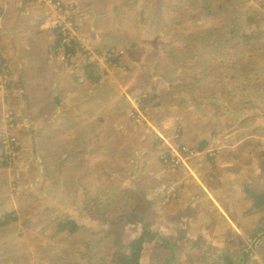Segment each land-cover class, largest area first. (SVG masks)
Listing matches in <instances>:
<instances>
[{"label":"rangeland","instance_id":"rangeland-1","mask_svg":"<svg viewBox=\"0 0 264 264\" xmlns=\"http://www.w3.org/2000/svg\"><path fill=\"white\" fill-rule=\"evenodd\" d=\"M22 1L18 49L0 41V56L45 79L0 59V264H110L145 226L143 264L198 263L227 232L226 251L246 255L264 230L246 193H264V0ZM225 26L238 35L222 41ZM63 32L87 55L53 49ZM95 63L99 81L83 70ZM168 150L187 166L163 162ZM193 180L232 207L236 232L213 214L191 235L181 201ZM262 257L259 245L250 263Z\"/></svg>","mask_w":264,"mask_h":264},{"label":"crops","instance_id":"crops-1","mask_svg":"<svg viewBox=\"0 0 264 264\" xmlns=\"http://www.w3.org/2000/svg\"><path fill=\"white\" fill-rule=\"evenodd\" d=\"M17 5H23V7L25 8V2L22 0H0V8H1V12H0V41H1V45L3 47V49L5 48H11L13 47L15 50L18 49V33H17V19L16 16L18 14V12H16L15 8ZM13 7V9H12ZM18 20L21 18L20 15L18 14L17 16ZM11 20L13 22V26L12 27H6L3 26V24H5L7 21ZM13 33V35H12ZM44 35L41 34V40L38 43H43V38ZM12 49V48H11ZM5 57L6 60L8 61L9 67L14 70L13 66H17L18 67V72L19 75L21 76L22 80H30V78H33L34 80H43L45 79L44 77H37L32 75V71L34 69V65L30 64V65H25L23 66L22 60L18 61L17 59H15L17 62L14 63V60L11 58H9L7 56V54L5 53ZM10 59V61H9ZM13 64V65H12ZM13 67V68H12ZM14 75V71L12 73V77ZM17 81V77L15 76V81L14 83L11 84V92H9V99L10 96L12 95V93H14L15 91V87L14 84ZM2 110H5V107L1 108ZM59 117V116H58ZM43 126V125H42ZM74 126L77 127V125L75 124ZM184 133L187 134L188 133V129L189 127L187 126V124L184 123ZM78 146V145H77ZM76 146V147H77ZM207 146V143H202L201 147L199 149V152H203V148H205ZM76 147H73L72 150L75 151ZM212 143L210 142L207 146L206 149L210 148L212 150ZM158 155L160 157L159 154V150H158ZM198 156V155H197ZM196 156V157H197ZM195 157V158H196ZM175 171V170H173ZM185 174V178L187 176V173L184 172ZM187 181V179H186ZM192 183L195 185V190H193L192 186L189 185L188 187H190L189 189L191 190V194L190 195H196L194 198L190 197V195L183 197L182 201H181V205L184 208L183 214H185L184 216H186V220L194 227L198 226V231L197 233H191V235L197 234V236H200L202 234H205L206 232L210 231V224L212 222V218L210 216H212L213 214H215L218 217V223H224L227 226V230L232 231L233 230L236 232V228L237 226L234 224V221L231 220L229 217L230 215V208H232L229 205H219L218 203H214V196L216 195L214 190L212 189V187H207V188H202V186L197 185V183H195V181L193 180ZM208 191L210 192L209 194H205L204 191ZM244 190H242L243 192ZM262 195H264V193H261ZM261 195V196H262ZM260 196V197H261ZM252 197V199L257 198L254 196H249ZM258 197V199L260 198ZM258 201L257 199H254V203L251 205L252 209L255 210L257 213L261 212L264 210V207L256 210V205H258V203L256 202ZM213 204V205H211ZM244 206V202L242 201L240 203V208L242 211V208ZM249 208V206L247 207V209ZM237 212L238 215L241 216V212L240 209L237 208ZM228 222H231L232 227H230V225H228ZM233 228V229H232ZM264 233V230L259 233L257 236L259 237L260 234L262 235ZM164 238H166L167 240L170 238L166 235L163 236ZM257 237V238H258ZM139 239L141 238V236L138 237H132L131 239L135 240V239ZM231 240V234L230 232H227L226 235L224 236V239L219 242L220 245L216 250H209V249H200V254H203V260L198 262V263H192V264H226V263H222V260H219L221 257H228L229 258V263L227 264H234L235 262L239 261V254L237 252H229L226 251L228 249V245L229 247L233 244H231V242L235 243V241H230ZM227 243V244H223V243ZM148 242H146L147 244ZM154 243V242H152ZM156 245H159L158 243H156ZM260 249H261V253L262 255H264V239L260 242ZM160 246V245H159ZM147 247V246H146ZM161 250L162 252H164V248L162 246ZM244 249V248H243ZM239 251V253L242 252V257H244V250ZM145 251V250H144ZM196 251L198 252V249H196ZM235 251V250H233ZM246 258V256L244 257V259ZM263 259H261L264 263V257H262ZM143 259H144V255L142 256L141 259V263L143 264ZM234 259V260H232ZM244 261V260H243ZM248 264L250 263V260L248 262Z\"/></svg>","mask_w":264,"mask_h":264},{"label":"trees","instance_id":"trees-1","mask_svg":"<svg viewBox=\"0 0 264 264\" xmlns=\"http://www.w3.org/2000/svg\"><path fill=\"white\" fill-rule=\"evenodd\" d=\"M30 1V0H25ZM232 31H228V27L225 26V30L226 32L224 33V39H222V41H230L229 37H235L238 35V33L235 31L234 28H232ZM53 31H55V29H53ZM57 41L55 43V45L53 46V49H62L64 54L66 56H70V58H74L76 57V59L78 58V54L80 53L81 55H87V51L82 47V45L75 39H73L69 33H62V34H57ZM217 43V42H216ZM219 44V43H217ZM109 53V52H108ZM1 59V64L2 65H6L9 67V64L7 63L6 57L0 56ZM5 63V64H3ZM10 68V67H9ZM91 69H95V71L98 69H100L99 72H103V70L99 67V65L95 64H89L86 67H84V74L88 75V80H94V81H99L100 77H93V73L90 71ZM83 79L86 80V78L83 76ZM53 80V79H52ZM24 81V80H23ZM45 87H47V83L44 85ZM57 94L55 89L50 88L49 92L42 96V97H51L53 95ZM52 101V98L49 100V102ZM52 103V102H51ZM42 113L45 111L42 110ZM12 138V137H11ZM246 193L249 196H253V193L248 191L246 189ZM257 199L258 201H256L258 203V205H256V210H259L261 208L264 207V195H262L259 199ZM8 215L4 216V223L2 225H7L8 224ZM74 223L72 222H65L63 226H61L59 228L60 231H64L69 225H73ZM75 227V226H74ZM74 230H76L75 228L70 230V233H74ZM144 235L138 239V240H129L127 241V243L124 246H118V248L114 251V256L111 258L110 260V264H141V259H142V254L144 252V246L143 243L146 242L147 240L152 239L150 234L147 233L148 230V226L144 227ZM162 240H159L158 244L162 247H166V245H170L169 242L167 241L166 238L162 237L160 238ZM245 250V249H244ZM245 253V252H244ZM246 255H244L245 257ZM244 257H239V261L235 262L234 264H243V260ZM219 260H222L224 263H229V258L228 257H221ZM234 260V259H232ZM235 261V260H234Z\"/></svg>","mask_w":264,"mask_h":264},{"label":"water","instance_id":"water-1","mask_svg":"<svg viewBox=\"0 0 264 264\" xmlns=\"http://www.w3.org/2000/svg\"><path fill=\"white\" fill-rule=\"evenodd\" d=\"M264 239V233L262 235H260L255 241L254 243L251 245V247L249 248V250L247 251L246 254V258L243 261V264H248L251 255L254 253L256 247L259 246L260 242Z\"/></svg>","mask_w":264,"mask_h":264},{"label":"built area","instance_id":"built-area-1","mask_svg":"<svg viewBox=\"0 0 264 264\" xmlns=\"http://www.w3.org/2000/svg\"><path fill=\"white\" fill-rule=\"evenodd\" d=\"M46 4L49 6V8L51 10H55L56 9V7L53 6L52 3H50V2H46ZM5 77H6V75L4 74V77H2V78H5ZM10 141L14 142V138H10ZM185 161H186V157L184 159H173L172 158L171 163L185 165Z\"/></svg>","mask_w":264,"mask_h":264},{"label":"clouds","instance_id":"clouds-1","mask_svg":"<svg viewBox=\"0 0 264 264\" xmlns=\"http://www.w3.org/2000/svg\"><path fill=\"white\" fill-rule=\"evenodd\" d=\"M179 141V140H178ZM168 156L167 155H163L162 156V161L163 162H165V163H171V160H172V155H171V153H170V151L168 150ZM188 160V156H186V161ZM181 166H184V167H186L187 165H186V163H185V165H181Z\"/></svg>","mask_w":264,"mask_h":264},{"label":"bare ground","instance_id":"bare-ground-1","mask_svg":"<svg viewBox=\"0 0 264 264\" xmlns=\"http://www.w3.org/2000/svg\"><path fill=\"white\" fill-rule=\"evenodd\" d=\"M85 154V153H84ZM206 193L209 194V192L206 190ZM76 229V228H75Z\"/></svg>","mask_w":264,"mask_h":264}]
</instances>
